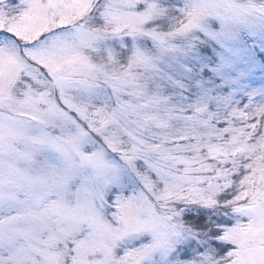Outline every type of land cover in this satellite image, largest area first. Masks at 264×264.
<instances>
[{"label":"snow or ice","instance_id":"obj_1","mask_svg":"<svg viewBox=\"0 0 264 264\" xmlns=\"http://www.w3.org/2000/svg\"><path fill=\"white\" fill-rule=\"evenodd\" d=\"M0 264H264V0H0Z\"/></svg>","mask_w":264,"mask_h":264}]
</instances>
